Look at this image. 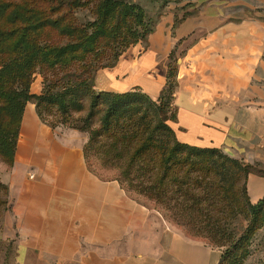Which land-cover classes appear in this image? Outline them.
I'll list each match as a JSON object with an SVG mask.
<instances>
[{
	"label": "crops",
	"instance_id": "obj_1",
	"mask_svg": "<svg viewBox=\"0 0 264 264\" xmlns=\"http://www.w3.org/2000/svg\"><path fill=\"white\" fill-rule=\"evenodd\" d=\"M166 10L146 48L136 45L115 66L98 70L94 87L114 92L140 88L157 98L176 47L188 50L186 56L208 57L210 86L219 82L226 90L240 89L235 100L229 92L222 98L229 120L225 133L221 137L212 131L218 127L215 119L209 134H203L207 138L195 132L204 114L196 105L217 102L216 97H189L180 101L192 109L183 107L177 137L202 147L224 146L264 169V0H171ZM232 104H237L234 111ZM70 137L75 138L67 146L71 157L63 153L66 145L56 156L44 148L49 164L41 165L49 166V172L28 178L17 164L8 178L12 208L0 222V264H219L220 249L187 235L125 191L105 190L77 156L85 138ZM247 190L252 203L264 198V175L249 173Z\"/></svg>",
	"mask_w": 264,
	"mask_h": 264
},
{
	"label": "trees",
	"instance_id": "obj_2",
	"mask_svg": "<svg viewBox=\"0 0 264 264\" xmlns=\"http://www.w3.org/2000/svg\"><path fill=\"white\" fill-rule=\"evenodd\" d=\"M25 3L0 0V153L4 155L8 137L17 135L27 101L32 99L39 105L49 99L70 109L78 100L69 97L68 90L83 88L93 99L87 117L78 120L83 122L81 128H91L94 112L106 106L101 111L102 126L92 133L89 130L91 137L85 146L86 165L91 172L100 176L92 166L95 154L99 155L100 164L124 166L117 179L130 182L129 193L138 191L161 203L164 215L186 228L190 236L201 237L212 246L228 245V252L244 247L239 238L231 241V227L242 211L232 193L239 189L240 175H244L245 208L257 211L264 205V198L251 202L247 178L251 172L264 175V169L242 164L215 147L203 148L178 140L167 122L175 111L170 102H165V90L160 104L138 89L94 94L92 74L101 67L115 66L121 53L140 38L146 40L155 30L152 20L146 19L144 8L126 0H99L96 30L87 33L77 29V40L56 43L42 40L39 34L49 24H57L58 18L52 20L46 11L27 8ZM107 48L113 54H108ZM68 65L79 67L81 82L67 87L58 81L50 82L44 95L29 93L37 66L55 70ZM170 74L171 71L168 80ZM161 104L168 110L166 114ZM245 240L249 242V237Z\"/></svg>",
	"mask_w": 264,
	"mask_h": 264
},
{
	"label": "rangeland",
	"instance_id": "obj_3",
	"mask_svg": "<svg viewBox=\"0 0 264 264\" xmlns=\"http://www.w3.org/2000/svg\"><path fill=\"white\" fill-rule=\"evenodd\" d=\"M16 1L21 3L27 2L25 3V6L27 8L37 7V9L46 11L52 16V20H57L58 18L57 24H49L40 31L39 36L44 41H52L56 43H63L66 41L68 42L71 40H77V38L80 37L78 35L79 33H76L74 30L82 28L85 29L87 33H92L94 30H96L95 22L99 16V0H78L77 2L76 0H74V2H72L73 0ZM126 1L141 5L145 10L147 16L146 19H151L152 24L156 29L160 18L167 11L166 5L171 0L166 3H164V0ZM110 21L112 23L114 20L111 19ZM149 36L150 34H148L147 36V41L140 38L137 43L130 45V47H128L123 53H121L115 64L118 63L120 57L130 48L136 45H140L143 48H146ZM105 51L108 54H113V51H111L110 48H107ZM105 51L103 50L104 54ZM187 53L188 50H179V48L177 47L171 53L166 74V82L161 90L160 95L157 98H152L148 93L144 92L140 88L135 89L148 94L157 104H160V98L162 97L161 95L163 93V90H165V102H170L175 111L174 117L168 119L167 122L172 126L175 133L177 130V121L180 114H182L183 107H192V104L189 103L185 104V106L180 104V101L182 99L195 97L196 100H203L208 99V97H216V104H200V106L196 105L197 109H200V112L204 114H201V119L198 120V123H196L197 126L195 128V132L199 133V135L203 136V138H207V136L203 134H209L210 121L215 119L218 127L213 128L212 131H214L218 136L222 137L225 133L226 125L229 122L228 116L223 115L225 105L221 103L223 101L222 98L228 96L227 93L229 92L231 93L233 100H235L239 96L240 89L238 87L226 90L219 87V82L216 88L211 87V83L208 77L209 74L212 75V73L210 72V68L208 67L209 58L203 57L201 59L193 57V55L186 56ZM88 54L90 55V53ZM138 55L139 53L136 54V57H138ZM69 66L70 65H68L67 67H57L55 70H53L54 68L52 70L42 69L40 66H37L35 68V72L32 75V81L28 88L29 93L35 96L44 95L50 82L58 81L59 85L62 87L75 86V84L81 82L82 78L78 77L80 73V69H78L79 67H75L76 65H71L70 67ZM110 67L113 66L108 65L97 69L92 74V79H89L90 82H93L94 94H98L99 92H101L97 91L94 87L96 73L100 69ZM170 71L171 80H168V74ZM68 94L69 97L77 98L78 100V102L76 104H73L70 109H67L64 104L63 108H61L58 102H50L49 99H45L39 105L38 102L32 99L26 102L24 111L22 113L21 122L18 126L19 129L17 135H11L10 137H8V143L6 146H4V155L2 152L0 153V222L6 219L8 212L12 208V193L10 185L8 183V178L16 173L17 164H22L18 171L21 173H25L28 178H31V175L33 173L37 178L39 175L49 172V166L41 165L49 164L50 155H46L44 153V148H49L51 150V153L56 156L58 155V153H60L61 147H63V145H66V147H63V153H66V155H69V157H71L73 154L69 153H71L72 150L70 148H67L68 144L73 143L75 139L70 137L71 133L85 138L82 151H80V154H78L77 156L82 162L87 164L85 146L89 142L93 130H96L102 126L101 116L104 113H102L101 111L104 110L106 106H100L101 108L97 109L94 112L91 128L89 127V129H83L81 128L83 122L80 123V121L78 120L80 118L81 120H83L90 112L91 102L93 99L92 94L86 93L83 88H79L78 90L69 89ZM161 106L163 109V114H166L168 110L166 109V107H164V104H161ZM227 107L230 108V106ZM231 107L232 111H234L237 107V104H232ZM30 108H33V110H35L32 111L31 114L29 113ZM38 110H41V115L39 114ZM228 113L229 112H227V114ZM166 117L168 118V116ZM210 117L213 118L209 119ZM187 118L190 119L191 115L188 114ZM89 130L91 131V133ZM195 132L191 131V133ZM60 144H62V146ZM215 148L219 149L222 154L236 159L242 164L256 166L255 164H250L242 161L240 159L239 153L237 155L231 154L224 146ZM98 157V154L92 156V166L100 172L101 177L98 176V178L103 181L105 190L111 189L115 186L118 189L122 190V195L125 194L123 193V191H125L128 198L132 199L134 202L145 205L152 209H156L160 211L162 215L165 214L164 212L166 211L163 208L164 206L162 207L161 203L159 204L155 200L141 195L138 191L133 192V195L130 194L127 190L129 189L130 182L126 180L120 182L117 179V176L120 173V169H122L124 166H118L117 168L110 167L105 163L100 164ZM239 179V189L235 188L232 196L238 203L239 210L240 208H242V211L238 212V215L231 227L234 232V237L231 238V241L235 242L239 238L242 243H244V247L239 248V250L237 251L233 249L231 252H228V245H215V247L221 250L222 260L220 264H264V205L255 212H252L254 210L249 211V209L247 210V208H245L246 199L244 175H240ZM128 198L124 197V199ZM134 202H130V204H135ZM121 206L123 208V206L127 205L122 204ZM166 219L169 220L173 225L184 231L187 235H189L186 228L178 225L168 217ZM245 237H249V242L245 240ZM197 238L202 239L201 237ZM226 244H228V242H226Z\"/></svg>",
	"mask_w": 264,
	"mask_h": 264
},
{
	"label": "built area",
	"instance_id": "obj_4",
	"mask_svg": "<svg viewBox=\"0 0 264 264\" xmlns=\"http://www.w3.org/2000/svg\"><path fill=\"white\" fill-rule=\"evenodd\" d=\"M31 176L33 177L34 176V173Z\"/></svg>",
	"mask_w": 264,
	"mask_h": 264
}]
</instances>
